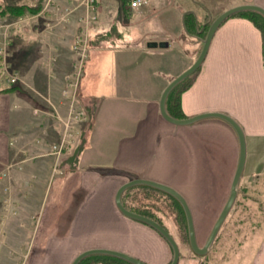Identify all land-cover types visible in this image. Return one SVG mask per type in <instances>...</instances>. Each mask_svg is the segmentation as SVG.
<instances>
[{
    "label": "crops",
    "instance_id": "1",
    "mask_svg": "<svg viewBox=\"0 0 264 264\" xmlns=\"http://www.w3.org/2000/svg\"><path fill=\"white\" fill-rule=\"evenodd\" d=\"M99 1L103 9L92 29L97 41L91 43L84 81L74 78L77 102L90 114L87 130L84 128V148H97L99 151H92L91 157L96 156L98 161L89 163L85 171L71 172L63 187L52 189L53 197L59 191L61 195L51 205L59 209L75 185H86L87 188H79L78 193H83L84 198L70 225L78 231L67 238L83 234L82 228L94 227L100 237L95 248L116 249L149 264H165L169 257L167 242L154 230L125 216L116 205V192L132 178H146L173 186L182 194L183 181H190L197 195L210 194L216 179H223L222 184L229 181L230 193L240 155L233 126L219 117L176 124L163 117L159 102L167 84L197 59L202 49L199 35L208 22L238 5L257 4L264 8V0H145L143 12L138 15L130 10L128 2L127 9L117 3L116 10L110 12L105 11L104 4L111 0ZM246 11L233 13L220 24L200 68L186 83L188 86L176 88L174 94L178 95L185 116L173 113L172 95L166 102L167 111L177 119L223 112L241 125L247 153L239 195L243 194L244 177L264 174V15L256 11L255 21ZM73 19L75 25V16ZM10 32L15 40V65L27 85L18 83V89L0 92V173L12 162L14 146L32 142L34 131L50 130L46 127L48 122H42L47 117L41 119L39 114L46 112L41 109L46 104L39 102V92L49 96L50 103L66 114L64 91H70L72 78L68 77L78 67L71 48L76 26H55L45 42H40L38 34L31 36L30 30L22 34L12 28ZM149 41H167L169 45L150 48ZM43 50L46 51L42 54ZM55 122L50 132L54 137L59 135ZM81 157L80 153L74 164ZM218 164L224 166L217 167ZM96 167L97 170L89 169ZM72 178L76 181L70 183ZM6 184L0 185L1 195L4 189L8 190ZM254 190L263 201L264 187ZM57 210L51 217L59 216ZM45 211L44 208V215ZM137 226L147 231L153 241L137 237ZM40 227L41 222L37 234ZM84 249L75 252L65 264H71ZM196 261L192 258L191 264ZM250 264H264V245Z\"/></svg>",
    "mask_w": 264,
    "mask_h": 264
},
{
    "label": "rangeland",
    "instance_id": "2",
    "mask_svg": "<svg viewBox=\"0 0 264 264\" xmlns=\"http://www.w3.org/2000/svg\"><path fill=\"white\" fill-rule=\"evenodd\" d=\"M8 1L15 4L23 2L34 3L39 8L36 12H26L19 17L11 19L3 18L4 20L0 18L3 21L2 23H9L7 27H2L0 24V43L4 42V40L8 43L6 61L9 64V70L17 72L18 83L27 85L15 65V55L12 47L15 40L10 32L12 28L13 31L16 30L22 34L30 30L31 36L38 34L40 36V42H45L46 35L49 33L51 34V30L54 29L55 26H61L64 23L76 26V33L73 37L71 48L76 59H78V67L74 74L68 77L69 79L72 78L70 84L71 88L69 89L71 92L68 91L67 88L64 91L68 103V110L65 115L50 103L49 96L42 92L38 93L39 102L46 104L45 107L47 108H41L42 110H46V112L39 111V114L41 115V119L43 116L47 117L43 119L42 122H48L46 127L50 130L45 131V133L42 130L37 132L34 131L32 133L34 138L32 142L24 144V146L19 148L18 146H14L15 149L12 162L4 171L5 175L0 185L2 186V184L7 182L6 188H8V190L4 189V194H0V207L3 208V211L0 213V264H65L66 260L75 252L84 248H95V245L100 241V237L96 236V228L94 227L82 228L81 230L84 231L83 234L77 233L79 236L70 239L67 238L69 235H74L75 231H78L72 229L70 225L73 222L72 219L76 208L84 198L83 193H78L79 188L84 189L87 188V186H83L81 183L77 185L73 184L75 186L72 188L71 194L67 199L64 198L62 200L59 209L52 206L51 203H53L55 199L60 198V191L53 194V197L51 190L63 187L68 181L66 179L68 177L67 175L72 174L71 172L85 171L86 169L84 167L88 166L89 163L98 161L96 156L91 157L92 151H99L97 148H84L87 145L85 130H87L86 126L90 120V114L77 102L78 98L74 93L76 90L74 82L77 78H80V83L84 81V66L87 61H89L91 48L93 47L91 43H95L96 40V34L92 32V29L98 21L103 6L99 0ZM127 2L128 0H111L109 3L105 2L104 9L105 11L109 10L113 12L116 10L117 3H119V6L122 5L123 9H127ZM142 12L143 9L140 13H133L138 15ZM74 16L76 18L75 20H77L75 25H73ZM93 16L95 18H93ZM136 20L138 19L136 18ZM207 32V27H205L199 35L201 39V48ZM78 35H83V37L87 39L88 56L82 63L79 59L81 52L78 53V51L73 48L76 36ZM109 37L111 36L109 35ZM45 51L43 50L41 53L43 54ZM0 60L3 61L4 56H0ZM195 72L189 76L191 77ZM71 104L77 105L75 109L79 110L81 114L83 113L82 115H85L87 118L79 119L80 116L75 118V110H70ZM208 118L215 117H206L189 124L199 123ZM53 122L56 123L59 129V135L55 137L52 134L50 136ZM69 133H72V135L69 136ZM69 142L71 143L69 147L66 148ZM54 144L63 147V149L61 148V152H58L59 150L57 152L56 150L54 151L52 147ZM77 150L80 151L79 155L81 153L82 157L78 163L74 164L76 161L72 159ZM223 166L224 164L217 165V167ZM89 169L97 170V167L96 169ZM20 173L25 177H21L19 175ZM242 174H244V171ZM222 180L216 179V187L212 186L210 194H195L193 192L194 190H192V186H190V181L188 182L185 180L183 181L184 185L180 186L181 189L185 191L183 195L189 202L191 209L194 207L192 212L195 215L194 223L197 240L200 246H203L207 241L212 227L230 194L228 193L229 181L222 184ZM74 181H76L75 178H72L70 183ZM262 181H264V174L254 178L252 176L244 177L241 182L242 188L244 189L243 194L237 195L229 214L217 234V238H215V242L203 258L196 256L195 254L197 253L193 252V249L190 247L189 237L187 233H185L186 221L184 216L176 215L172 210V205H169V203L165 209L161 207V219L166 223L180 247L181 254L178 264H191L192 258L198 261L196 264H250L251 261L253 262L264 245V203H262L264 200L262 201L260 199L261 195L259 198L254 190L256 187L259 189L264 187ZM246 187L248 192L245 191ZM207 190L208 189H205V192H207ZM142 191H144L142 188L130 190V195L124 198L126 203L135 205L139 204L142 200H146L145 202L152 201L154 204H163L161 202L162 198L158 195L143 196L144 194ZM262 196L264 197V195ZM3 197H6L4 203ZM18 197L19 201L17 199ZM240 202H244V205H240ZM261 203L262 205H259ZM209 207L210 209L207 210ZM44 208L46 210L45 215L43 212ZM202 208L204 210H202ZM55 210H57V214L59 215L57 218L51 217V213ZM49 217H51V219H49ZM131 220L133 221L136 219L131 218ZM40 222L41 227L37 234L36 231ZM135 222L154 230V232L167 242L163 236L149 225L139 220ZM135 234L137 237H143V239L149 240L150 242L153 241L148 232L138 226L135 228ZM59 241L61 242L58 243ZM167 245L169 248V257L165 264H170L174 254L168 242ZM29 254L30 258H27ZM91 255L97 257L108 256L103 253ZM199 261L201 263H199Z\"/></svg>",
    "mask_w": 264,
    "mask_h": 264
},
{
    "label": "water",
    "instance_id": "3",
    "mask_svg": "<svg viewBox=\"0 0 264 264\" xmlns=\"http://www.w3.org/2000/svg\"><path fill=\"white\" fill-rule=\"evenodd\" d=\"M243 10H255L264 15V8L262 6H259L257 4H243V5H238L232 8H229L225 11H223L221 14H219L211 23L208 32L206 34V37L203 41V46L200 51V54L198 55L197 59L188 67L186 68L182 73L177 75L173 80H171L167 86L164 88L161 98H160V111L161 114L163 115L164 118L169 120L170 122L176 123V124H189L194 121L206 118V117H219L227 122H229L233 128L236 130L239 138V144H240V155H239V161L237 168L235 170L232 183H231V189H230V194L228 196V199L223 206L217 220L215 221L212 230L208 236L207 241L203 246H200L197 240V234H196V228H195V223H194V217H193V212L192 209L189 205V202L187 201L186 197L175 187L170 186L168 184L158 182L155 180L151 179H146V178H134L131 179L125 183H123L117 190L116 195H115V202L119 210L127 217L139 220L141 222H144L153 228H155L157 231H159L166 239L167 241L171 244L173 247L174 255L173 259L170 264H178L180 260V247L175 240V238L171 235V233L164 227L162 226L159 222L156 220L145 216L143 214L134 212L132 210H129L128 208L125 207V205L122 202V193L124 190H126L128 187L136 184H147L151 185L153 187L159 188L163 191L168 192L175 198H177L180 203L183 205L186 216H187V221H188V230H189V239H190V244L193 249V251L197 254L203 255L206 254L212 243L214 242L223 222L225 221L227 215L229 214L236 198L238 195V184L240 181V178L242 176L244 167H245V162H246V153H247V147H246V139H245V133L241 125L230 115L225 114L223 112H206V113H201L197 114L188 118L184 119H177L174 118L169 114L166 108V99L171 91V89L178 84L180 81L191 75L193 72H195L202 64V62L205 59V56L207 54V51L209 49L211 40L213 38V35L215 34L217 28L220 26V24L230 15L233 13H236L238 11H243ZM167 41H149L147 43V46L150 48H155L158 46H168ZM95 253H103V254H109L113 256L120 257L122 259H125L133 264H149L146 261L131 255L127 252L116 250V249H110V248H90L87 250L82 251L79 253L72 261L71 264H78L84 257L95 254Z\"/></svg>",
    "mask_w": 264,
    "mask_h": 264
},
{
    "label": "trees",
    "instance_id": "4",
    "mask_svg": "<svg viewBox=\"0 0 264 264\" xmlns=\"http://www.w3.org/2000/svg\"><path fill=\"white\" fill-rule=\"evenodd\" d=\"M37 10H39V8L34 3H27V2L25 3V2H23V3L15 4V3L9 2L8 0H0V17H2V18L11 19V18L22 16L26 12H36ZM247 12L249 13L250 17L253 20L256 21V18L253 15V14L256 13V11L255 10H247L245 13H247ZM188 15L192 16L193 14H188ZM210 24L211 23H209V22L206 24L205 27H207V30L209 29ZM205 37H206V35H205ZM203 41H204V39H203ZM189 77H186L184 80L179 82L176 86H174L171 89V91L169 92V94L167 96V99H166V102H167L169 96L170 95L173 96V97L171 96L172 97L171 107H172L173 113L175 115L179 116V117H184L185 115L183 113H181L180 100H179V97L174 94V92L176 91V88H179L181 86L184 87L186 85L185 87H187L188 84H186V83L188 82ZM4 86H0V92L9 91V90H16V89H18L19 84L18 83H13V84H10L6 88ZM79 152H80L79 150L75 151V154L73 156L74 158L72 160L75 159V161H77ZM139 188H142V190H144V191H142V193L144 194L143 196H146V195L152 196L153 194L154 195H158L159 197L162 198L161 202L163 204H154V202H152V201L145 202L146 200H142L141 202H139V204H135V205H132L131 203L130 204L126 203L124 198L130 195L129 193H131V192H129V191L132 190V189H139ZM122 197L124 199L122 202H123V204L125 205L126 208L156 220L157 222H159L162 226H164L171 233L170 229L167 227L166 223L162 221L161 216H160L161 207H164V209H165L167 207V204L169 203V205H172L171 206L172 210H173V212L176 213V215L184 216L185 221H186L185 233H187V235L189 237L188 221H187V216H186L184 207H183V205L180 203V201L177 198H175L174 196H172L168 192L163 191V190H161L159 188L153 187L151 185L136 184V185H132V186L128 187L126 190H124V192L122 193ZM142 223H144V222H142ZM150 227H152V226H150ZM153 229H155V228H153ZM157 232L161 236H163L159 231H157ZM171 235L173 236L172 233H171ZM216 238H217V236H216ZM214 242H215V240H214ZM213 243H212V245H213ZM189 244H190V239H189ZM169 245H170V247H171V249L173 251V247L171 246L170 243H169ZM190 247H191V244H190ZM173 254H174V251H173ZM206 254H203V255L195 254V255L200 257V258H203ZM107 255L108 256H101V257L98 256L99 258L97 256L88 255V256L84 257L78 264H133V263H131V262L125 260V259H122L120 257L109 255V254H107Z\"/></svg>",
    "mask_w": 264,
    "mask_h": 264
},
{
    "label": "built area",
    "instance_id": "5",
    "mask_svg": "<svg viewBox=\"0 0 264 264\" xmlns=\"http://www.w3.org/2000/svg\"><path fill=\"white\" fill-rule=\"evenodd\" d=\"M144 4H145V0H128L129 8L134 13L141 12V10L143 9ZM93 18H95V17L93 16ZM2 22L3 21L1 20L0 24H1L2 27H7V25L9 24V23L6 24V23H2ZM79 46H80V49H79ZM73 48L76 49L78 51V53L81 52L79 59L81 60V63H82L88 56L87 39L85 37H83V35L76 36L75 45L73 46ZM7 49H8V43H7V41L4 40V42L0 43V56H4V60L3 61L0 60V85L3 84V83H7V84L18 83L17 72H12L13 70L10 71L9 70V64L6 61V56H7L6 51H7ZM76 80L78 81L79 78H77ZM74 85L76 87L77 82ZM72 103H74V102H72ZM76 106L77 105L71 104V107H70V110H72V109L75 110V113H76L75 118L76 117L78 118V116H80L79 119H86L87 117L85 115H82L83 113L81 114V112L79 110L75 109V108H77ZM71 135H72V133H69V136H71ZM70 143L71 142H69L67 144L66 148L69 147ZM52 147H53L54 151L56 150V152L58 150H59L58 152H61V148L63 149L62 146L59 147L57 144H54ZM4 175H5V172L0 173V181L2 180Z\"/></svg>",
    "mask_w": 264,
    "mask_h": 264
}]
</instances>
